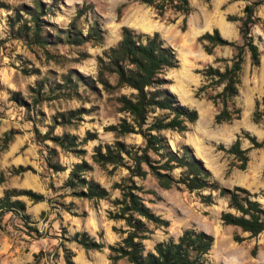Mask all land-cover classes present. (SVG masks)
Returning a JSON list of instances; mask_svg holds the SVG:
<instances>
[{"label":"rangeland","instance_id":"obj_1","mask_svg":"<svg viewBox=\"0 0 264 264\" xmlns=\"http://www.w3.org/2000/svg\"><path fill=\"white\" fill-rule=\"evenodd\" d=\"M40 2L41 33L46 38L42 44L29 42L22 32L24 25L29 23L26 22L28 11L34 8L36 0H0V135L5 130H12L11 139L0 150V195L12 187L30 188L43 195L37 201L25 194L13 196L24 202V209L6 210L0 214V264H64L61 244L73 252L74 264L108 263L106 244L115 243L121 236L112 226L123 227L122 220L106 216V210L112 208L109 199L119 195L118 188L111 184L125 175L127 169L123 165L112 170H109L111 164L100 166L92 159V153L95 145L111 143L115 139L113 131L105 126L126 114L118 110L116 96L132 89L118 87L107 91L94 78L96 55L116 42L121 25L147 33L157 31L163 44L172 48L178 60L176 66L164 71L166 87L181 103L197 111V120L188 122L181 131L161 129L169 146L180 149L181 144L188 145L220 185H240L250 192L264 189V144L252 147L242 133L244 130L257 139L264 136L257 132L258 127L264 129L263 117L256 123L257 128L248 126L252 121L253 106H246V97L248 84L256 85V73L252 75V71H248L245 64L242 67L241 63L240 82L234 96L240 115L230 121L214 122L213 114L219 103L213 104L206 97V93L219 90L220 85L206 86L200 94H194L198 86L208 82L200 70L207 64L222 69L229 60H214L215 57L229 58L234 51L231 45H215L211 53H207L197 39L198 35L216 27L225 38L240 42L239 21L227 20L225 16L228 13L241 15L245 0H188L190 9L187 13L166 8L161 14L152 5L138 0ZM78 8L82 9L79 14ZM254 12L260 21L253 23L249 32L259 54L261 51L264 54V2L258 4ZM92 24L101 31L102 38L98 42L91 39L76 42L64 36L65 30H69V35L71 31L83 35ZM182 25L183 29L180 28ZM247 53L244 51L243 56ZM66 75L69 81L63 85ZM109 79L113 82L114 76ZM75 109L77 111H73ZM154 113L148 114L147 121ZM45 131L72 134L74 144L64 148L48 138L42 139L40 134ZM87 131L94 136L86 138ZM236 134L240 135L241 147L249 146L244 168L236 167L238 161L224 149ZM118 138L131 145L142 144V138L136 132ZM48 160L57 162L62 168L54 170ZM81 160L90 164L81 175L103 185L108 190L107 197H86L77 194L79 186L64 185L69 169ZM19 164L29 168L14 171ZM179 170L174 167L172 173L177 175ZM133 179L141 187L138 193L145 204L168 219L165 226L149 223L151 232L142 240L144 249H151L156 240L175 238L183 228L193 227L213 236V245L206 254L209 264L230 261L264 264V231L234 241L231 233L236 227L222 224L219 218L220 210L226 208V198L219 195L217 189L200 190L202 193L210 191L212 195V201L204 203L197 191H189L181 183L163 188L150 173ZM255 197L264 207V195ZM75 231H86L101 241L102 247L83 248L70 239ZM254 244L256 250L251 255L249 250ZM116 263L128 264L123 257Z\"/></svg>","mask_w":264,"mask_h":264},{"label":"trees","instance_id":"obj_2","mask_svg":"<svg viewBox=\"0 0 264 264\" xmlns=\"http://www.w3.org/2000/svg\"><path fill=\"white\" fill-rule=\"evenodd\" d=\"M139 2L152 5L158 14L166 8L181 13H187L190 9L188 0H138ZM264 0H245L241 15L226 14L227 20L237 19L240 42L227 39L220 34L216 27L211 31L205 30L198 35L203 50L211 53L215 45H231L234 51L229 58L215 57L214 60H229L222 69L218 66L207 64L200 72L207 83L196 88L195 95L206 86L220 85V89L206 93L213 104H218L213 114L216 123L230 121L238 118L240 107L235 103L234 96L240 82V68L244 51L248 52L250 65L259 62V49L249 32L250 26L260 21L255 14V7ZM42 3L36 0V5L28 11V24L24 25L22 32L29 42L42 44L46 40L41 33L42 19L39 15ZM82 11L77 9V14ZM17 15V10H15ZM183 29V25L180 26ZM64 36L70 37L71 41L83 42L91 39L98 42L102 38L101 31L96 24H92L88 31L81 35L80 32L65 30ZM177 58L172 48L163 44L157 31L152 33L137 31L127 25L120 26L119 38L109 45L102 54L96 55V75L94 80L100 83L104 90L110 91L118 87H129L128 93L120 92L116 96L118 110L126 114L115 123L105 126L113 131L115 139L111 143L97 144L94 146L92 159L100 166L111 164V168L123 165L127 173L119 180L113 181L111 186L118 188L119 195L109 199L112 208L106 210V216L123 221V227L112 226L116 232L121 233L118 241L108 243L107 264H117V260L125 258L128 264H209L206 254L213 245L211 233L193 227H185L175 237H168L154 241L151 249H144L142 240L151 232L149 223L154 226L167 225L168 219L155 213L138 193L140 186L134 182L133 177H144L150 173L156 179L159 186L168 188L181 183L187 190H195L204 203L212 201L211 192L202 193L204 188L217 189L219 195L225 196L226 208L221 209L219 218L222 224H230L236 227L231 237L239 242L246 237H252L264 231V207L255 197L257 194L264 195V189L250 192L240 185L225 187L211 177L210 171L204 167L200 158L195 156L190 147L181 144L180 149H172L166 137L160 132L161 129H174L181 131L186 128L188 122L197 120V111L181 103L176 95L166 87L167 79L164 71L177 65ZM113 75L112 82L109 77ZM69 76L62 81L67 85ZM213 88V87H212ZM159 110L160 113H154ZM73 111H77L76 109ZM70 112V111H69ZM151 119L147 121V116ZM62 115V113H60ZM264 115V92L259 98H254L251 120L258 122ZM139 133L142 144L131 145L125 143L118 136L129 133ZM247 137L250 146L258 147L264 143V136L257 139L254 134L242 131ZM86 138H92L94 133L86 132ZM12 137V130L8 129L0 135V150H2ZM42 139L48 138L61 147L68 148L74 144V135L69 133L49 134L45 131L40 134ZM103 147V149H101ZM247 147L240 146V135L236 134L233 141L224 149L231 153L238 161L235 165L244 168L247 161ZM150 153L155 156H151ZM48 164L54 169L62 168L57 162L48 160ZM174 167H179L177 175L172 173ZM29 168L28 165H17L14 171H22ZM90 168L85 160L75 162L69 169L64 185L76 189L77 194L86 197L105 198L108 190L93 178H85L81 175L82 170ZM264 171V165L262 167ZM25 194L32 201L43 198L39 192L30 188H7L0 195V214L3 211H18L24 209V202L16 197ZM239 231H246L241 235ZM70 239L79 243L83 248L100 249L101 241L95 240L86 231H75ZM64 264H74L71 256L73 252L60 245ZM255 244L250 248V254L254 255Z\"/></svg>","mask_w":264,"mask_h":264},{"label":"crops","instance_id":"obj_3","mask_svg":"<svg viewBox=\"0 0 264 264\" xmlns=\"http://www.w3.org/2000/svg\"><path fill=\"white\" fill-rule=\"evenodd\" d=\"M243 64H245V66H246L248 71H249V69L252 71V75L254 73H256V85H252L251 86V84H248V87H249L248 91L249 92L247 94L248 97H246V106L248 108H250L254 104V96L260 97V95L264 91V86H263V83H264V54H263V51H261L260 54H259V62H258V64L250 65L248 53L243 56L242 67H243ZM242 67H241V69H242ZM246 78H248L247 74H246ZM262 117L264 119V115ZM256 123H258V122L251 121V122H249L248 126H251V127L256 126V128H257L258 126L256 125ZM257 132L258 133H263V135H264V129L263 128H259L258 127L257 128ZM239 232H240L241 235H246L247 234L246 231H239ZM226 264H234V263H232V261H230V263H226Z\"/></svg>","mask_w":264,"mask_h":264}]
</instances>
